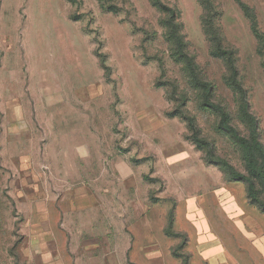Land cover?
I'll return each instance as SVG.
<instances>
[{"label": "rangeland", "instance_id": "obj_1", "mask_svg": "<svg viewBox=\"0 0 264 264\" xmlns=\"http://www.w3.org/2000/svg\"><path fill=\"white\" fill-rule=\"evenodd\" d=\"M242 1L264 32V0ZM163 2L212 100L249 136L199 1ZM217 3L264 143V44L236 0ZM166 16L152 0H0V264L8 254L22 264L21 243L46 237L62 254L68 241L99 238L96 264H264V213L246 182L206 161L248 173L242 148L172 56ZM175 109L195 116L207 150ZM73 250L69 263L88 262Z\"/></svg>", "mask_w": 264, "mask_h": 264}, {"label": "trees", "instance_id": "obj_2", "mask_svg": "<svg viewBox=\"0 0 264 264\" xmlns=\"http://www.w3.org/2000/svg\"><path fill=\"white\" fill-rule=\"evenodd\" d=\"M152 1L162 11L167 13L166 18L162 19L161 24L166 30V39L170 44L172 56L184 65L192 82L196 87L203 91L202 98L204 104L218 112L220 116V126L230 133L241 146L245 168L248 173L239 171L227 160H220L215 154L216 148L214 145H212L213 148H211V154L213 156L215 155L216 158L206 161L209 164L219 166L227 176L235 180L246 182L247 193L251 203L255 204L257 208L264 213V198L260 195L261 192L264 193V143L261 141L258 120L253 116V113H251L248 91L239 81V71L236 64V49L227 46L228 43L220 23L222 12L219 10L217 0H198L202 7V29L209 42L210 55L223 57L225 59L226 68L229 70L231 80L234 83L232 85V90L240 94L243 119L248 122L251 127V133L249 136L243 135L230 123L229 113L223 105L212 100V85L204 80L195 56L189 51V43L186 40V35L183 33L182 26L178 21V11L174 7L164 3L163 0ZM236 1L244 11L245 15L249 18L254 36L257 38L260 45L264 44V32L259 28L257 15L254 9L242 0ZM258 52L259 54L262 53V50L259 47ZM101 63L104 70H106L108 67L106 63L103 61H101ZM105 75L107 77V74ZM171 113L174 116H179L186 123L188 129L186 138L195 146L207 150L210 143L207 139L202 137V131L195 116L190 115L188 110L175 109Z\"/></svg>", "mask_w": 264, "mask_h": 264}, {"label": "crops", "instance_id": "obj_3", "mask_svg": "<svg viewBox=\"0 0 264 264\" xmlns=\"http://www.w3.org/2000/svg\"><path fill=\"white\" fill-rule=\"evenodd\" d=\"M238 216H240V213L238 214ZM47 228L48 229H45V232L47 233L53 232V229L50 228V226H48ZM96 230L97 228L94 229V231ZM46 238L44 239V241L38 240L37 242H33V243H31L30 241L21 243L22 251L18 255L20 259H22L21 260L22 264H71L68 262L67 257L69 258L73 257L72 254L75 253V251L73 250L74 248L75 249L82 248V251L80 252L76 251V259L78 261L82 262L84 261V259H87L88 262L86 264H96L95 252L97 249L101 248V243L99 238L94 237L91 240L88 241L85 240L83 242L68 241L66 243L67 252L65 254L64 253L62 254V252L60 251L61 246L58 242H56L52 238L51 239H46ZM71 251L74 252L72 253ZM32 254L33 257H31ZM105 255L107 256V253H104V256ZM6 259L7 261H10V264H14L12 263L9 254ZM12 259L14 261L15 257ZM105 262H107L106 259L101 264H104ZM83 264L85 263L83 262Z\"/></svg>", "mask_w": 264, "mask_h": 264}]
</instances>
